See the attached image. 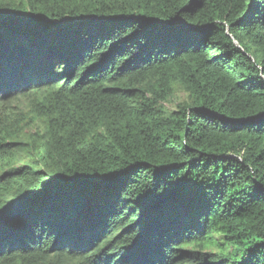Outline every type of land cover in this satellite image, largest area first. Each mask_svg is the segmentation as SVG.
Instances as JSON below:
<instances>
[{
  "label": "trees",
  "instance_id": "trees-1",
  "mask_svg": "<svg viewBox=\"0 0 264 264\" xmlns=\"http://www.w3.org/2000/svg\"><path fill=\"white\" fill-rule=\"evenodd\" d=\"M0 264H264V0H0Z\"/></svg>",
  "mask_w": 264,
  "mask_h": 264
},
{
  "label": "rangeland",
  "instance_id": "rangeland-1",
  "mask_svg": "<svg viewBox=\"0 0 264 264\" xmlns=\"http://www.w3.org/2000/svg\"><path fill=\"white\" fill-rule=\"evenodd\" d=\"M186 99V94L182 91V90H180V89H177V91H176V93H175V96L171 99V100H169V101H167V102H164L162 105L167 109V110H174L175 108H176V106H177V103H179V102H181V101H183V100H185ZM23 99H17V100H15L14 102L15 103H19L20 105H23ZM36 124L37 125H40V122L39 121H37L36 122ZM36 128V125L34 124L33 126H32V130H34ZM188 248H193V249H197L198 250V248L197 247H195L194 245H191V246H189ZM205 251H207V252H209V251H212V252H214L215 250H213L212 248H210V247H205V248H203ZM200 250H202V248H200Z\"/></svg>",
  "mask_w": 264,
  "mask_h": 264
},
{
  "label": "water",
  "instance_id": "water-1",
  "mask_svg": "<svg viewBox=\"0 0 264 264\" xmlns=\"http://www.w3.org/2000/svg\"><path fill=\"white\" fill-rule=\"evenodd\" d=\"M94 248L92 247V248H90V249H87L85 252H89V251H91V250H93Z\"/></svg>",
  "mask_w": 264,
  "mask_h": 264
},
{
  "label": "bare ground",
  "instance_id": "bare-ground-1",
  "mask_svg": "<svg viewBox=\"0 0 264 264\" xmlns=\"http://www.w3.org/2000/svg\"><path fill=\"white\" fill-rule=\"evenodd\" d=\"M130 217V216H129Z\"/></svg>",
  "mask_w": 264,
  "mask_h": 264
}]
</instances>
